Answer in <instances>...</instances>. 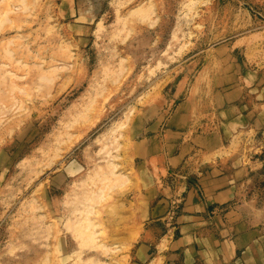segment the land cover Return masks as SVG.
<instances>
[{
  "label": "rangeland",
  "instance_id": "374dc122",
  "mask_svg": "<svg viewBox=\"0 0 264 264\" xmlns=\"http://www.w3.org/2000/svg\"><path fill=\"white\" fill-rule=\"evenodd\" d=\"M243 40L264 44V0H0V264H130L138 145L178 126L198 144L170 180L235 153L219 165L264 226L263 130L223 124L248 98Z\"/></svg>",
  "mask_w": 264,
  "mask_h": 264
},
{
  "label": "crops",
  "instance_id": "0c3cea01",
  "mask_svg": "<svg viewBox=\"0 0 264 264\" xmlns=\"http://www.w3.org/2000/svg\"><path fill=\"white\" fill-rule=\"evenodd\" d=\"M241 42L234 46L246 56L249 67L242 83L249 91L246 101L222 110L230 139L244 129L264 133V44ZM181 128L165 139H142L138 145L143 160L138 168L141 183L129 191L124 221L117 232L128 243L132 235H139L132 242L134 250L127 254L130 264H264V226L243 213L237 201L235 172L219 165L236 160L235 153L206 152L205 160L215 158L219 163L204 167L195 183L177 185L170 180L175 170L187 164L198 144ZM177 197L181 204L176 226L167 227L163 219Z\"/></svg>",
  "mask_w": 264,
  "mask_h": 264
},
{
  "label": "bare ground",
  "instance_id": "6f19581e",
  "mask_svg": "<svg viewBox=\"0 0 264 264\" xmlns=\"http://www.w3.org/2000/svg\"><path fill=\"white\" fill-rule=\"evenodd\" d=\"M115 167H117V165L115 166ZM115 171V170H114ZM119 175V174H118Z\"/></svg>",
  "mask_w": 264,
  "mask_h": 264
}]
</instances>
